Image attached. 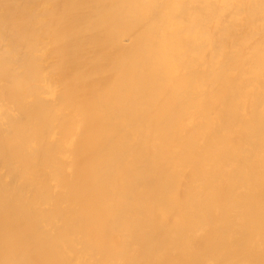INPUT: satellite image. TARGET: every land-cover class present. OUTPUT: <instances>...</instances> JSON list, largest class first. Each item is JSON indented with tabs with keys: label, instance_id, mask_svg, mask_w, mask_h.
Listing matches in <instances>:
<instances>
[{
	"label": "bare ground",
	"instance_id": "bare-ground-1",
	"mask_svg": "<svg viewBox=\"0 0 264 264\" xmlns=\"http://www.w3.org/2000/svg\"><path fill=\"white\" fill-rule=\"evenodd\" d=\"M0 264H264V0H0Z\"/></svg>",
	"mask_w": 264,
	"mask_h": 264
}]
</instances>
